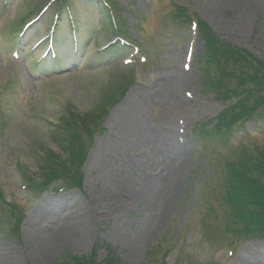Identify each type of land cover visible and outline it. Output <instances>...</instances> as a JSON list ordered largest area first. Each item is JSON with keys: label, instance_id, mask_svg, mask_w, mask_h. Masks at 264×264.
<instances>
[{"label": "rangeland", "instance_id": "rangeland-1", "mask_svg": "<svg viewBox=\"0 0 264 264\" xmlns=\"http://www.w3.org/2000/svg\"><path fill=\"white\" fill-rule=\"evenodd\" d=\"M255 1L108 0L112 16L89 0L62 8L0 0V264H65L95 254L103 264H264V238L233 240L239 225L225 202L229 165L247 153L264 155V109L256 121L235 125L228 145L208 132L228 102L204 87L215 68L201 62L198 26L264 63V14L250 8ZM31 17L38 18L17 41ZM112 20L136 51L118 43L108 49L118 36ZM54 26L60 66L51 59L36 65L45 47L34 55L29 49ZM127 84L109 105L105 98ZM103 101L109 113L85 154L81 186L60 191L56 180L44 193L35 190L25 170L43 184L41 159L68 157L54 138L58 126ZM157 178L170 188L162 199L149 185ZM40 210L45 217L37 219Z\"/></svg>", "mask_w": 264, "mask_h": 264}, {"label": "trees", "instance_id": "trees-1", "mask_svg": "<svg viewBox=\"0 0 264 264\" xmlns=\"http://www.w3.org/2000/svg\"><path fill=\"white\" fill-rule=\"evenodd\" d=\"M56 1L61 7L68 3V0ZM89 1L96 2L102 13L106 11L109 15H114L115 8H112L107 0ZM179 12L183 17L182 21L187 22V11L179 10ZM188 18L192 21L189 16ZM112 22H114V24L110 23L112 30L120 35L117 33L115 20ZM198 26L201 27V36L205 41L201 62L204 63V67H209L211 64L215 68L214 72L210 70L212 77L204 80V87L219 101L228 102L227 108L217 117V123L208 132L212 131V136L228 145L227 135L233 128L242 122L256 121V111L264 109V95H262L264 92V63L257 60L247 50L226 44L204 23L198 22ZM76 47L80 53L78 45ZM63 57L61 56L62 59ZM59 66L58 58L52 60V68H59ZM232 81L236 82L235 86H232ZM129 87L128 84L122 86L117 93L107 96L105 100L110 98L109 105L117 103L118 98L122 99ZM103 106H105L104 101L97 110L80 118L70 115L69 119H64L63 124L58 126L62 130L61 132L55 130L54 138L64 147L63 152H66L68 157L58 158L47 155L41 159L39 169L43 176V184H38V181L34 180L25 170L24 174L29 178V182L34 184L35 190L44 193L56 180L63 181L59 190L81 186L80 170L86 157L85 154L92 137L102 129L104 115L109 113ZM204 127H208L207 123ZM260 156L253 157L252 154L247 153L237 162L230 164L228 168L229 180H227L225 202L231 208L235 225H239L238 228L232 230L235 237L233 240L241 241L250 237L264 238V160L261 159L264 155ZM15 218L16 225H19V218ZM96 257L95 254L89 258H71L67 263L103 264L99 263Z\"/></svg>", "mask_w": 264, "mask_h": 264}, {"label": "bare ground", "instance_id": "bare-ground-1", "mask_svg": "<svg viewBox=\"0 0 264 264\" xmlns=\"http://www.w3.org/2000/svg\"><path fill=\"white\" fill-rule=\"evenodd\" d=\"M250 8H252V9H255V10H257V11H259V12H263V14H264V0H257V1H255L254 3L252 2L251 4H250ZM125 107H127V109H128V113H127V115H126V119H128L129 118V120H131V118H130V111H131V105L130 104H127ZM123 115V114H122ZM124 116V115H123ZM128 117V118H127ZM129 124V123H128ZM128 124H127V127H126V132L128 131ZM122 134H124V131H122L121 132ZM95 158H93L92 159V162H97L96 160H94ZM91 162V163H92ZM141 163H142V160L140 161ZM184 162H183V160H181L180 159V162L178 163L177 162V165H176V168H182L183 166H184V164H183ZM150 187L153 189V190H155V192H156V198H161L162 199V197L163 196H165V195H167L169 192H170V188H166V180L165 179H163V178H161V179H155V180H152V182H150ZM157 191H158V196H157ZM155 195V194H154ZM134 204V203H133ZM44 211L43 210H40L38 213H37V215H36V218L37 219H42V218H44L45 216H44V213H43ZM251 261V259H248L247 260V262H250ZM247 264H249V263H247ZM251 264H254V263H251Z\"/></svg>", "mask_w": 264, "mask_h": 264}]
</instances>
